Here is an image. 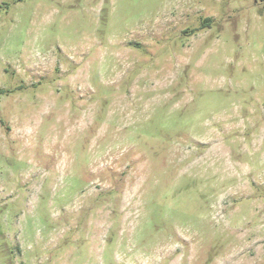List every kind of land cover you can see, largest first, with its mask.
<instances>
[{
  "label": "clouds",
  "instance_id": "obj_1",
  "mask_svg": "<svg viewBox=\"0 0 264 264\" xmlns=\"http://www.w3.org/2000/svg\"><path fill=\"white\" fill-rule=\"evenodd\" d=\"M0 264H264V0H0Z\"/></svg>",
  "mask_w": 264,
  "mask_h": 264
},
{
  "label": "rangeland",
  "instance_id": "obj_2",
  "mask_svg": "<svg viewBox=\"0 0 264 264\" xmlns=\"http://www.w3.org/2000/svg\"><path fill=\"white\" fill-rule=\"evenodd\" d=\"M222 154H223V157H224L225 161H228V160L230 159V155H229L227 149H224V150L222 151ZM252 213H255L256 219L259 218V213L257 212L256 209H252ZM252 223H253L252 220H248V221H247L248 226H251ZM251 255H252V256H255V253H252Z\"/></svg>",
  "mask_w": 264,
  "mask_h": 264
}]
</instances>
